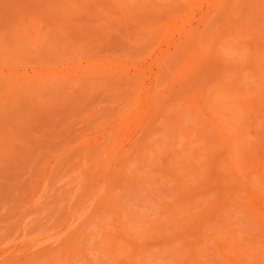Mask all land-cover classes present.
Instances as JSON below:
<instances>
[{"label":"rangeland","instance_id":"rangeland-1","mask_svg":"<svg viewBox=\"0 0 264 264\" xmlns=\"http://www.w3.org/2000/svg\"><path fill=\"white\" fill-rule=\"evenodd\" d=\"M0 264H264V0H0Z\"/></svg>","mask_w":264,"mask_h":264},{"label":"bare ground","instance_id":"bare-ground-1","mask_svg":"<svg viewBox=\"0 0 264 264\" xmlns=\"http://www.w3.org/2000/svg\"><path fill=\"white\" fill-rule=\"evenodd\" d=\"M224 132V131H223Z\"/></svg>","mask_w":264,"mask_h":264}]
</instances>
